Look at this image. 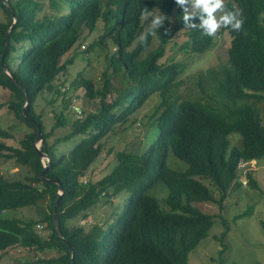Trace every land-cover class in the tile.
<instances>
[{
	"label": "trees",
	"instance_id": "trees-1",
	"mask_svg": "<svg viewBox=\"0 0 264 264\" xmlns=\"http://www.w3.org/2000/svg\"><path fill=\"white\" fill-rule=\"evenodd\" d=\"M7 1L10 9L0 0L5 17L0 19V87L10 92L5 109L14 112L31 131L16 146L0 142V150L8 151L0 157L26 166L31 174L24 180H7L0 174V260L7 249L20 247L32 250L35 257L16 264H189V252L207 236L215 217L195 204L214 203L222 209L231 184L242 183L240 164L264 156L259 108L264 102V0L226 3L228 10H242L243 29L220 30L230 36L225 65L218 71L210 68L199 74L201 92L205 94L211 86L210 96L222 99V110L207 100L173 95L180 66L161 63L160 59L165 44L184 27L182 9L175 0ZM155 9L167 16L176 10L175 21L172 25L165 21L155 36L149 34L147 41L141 42L148 29L142 17ZM11 11L17 20L7 32L13 22ZM99 19L104 21L115 51L108 57L99 85L82 71L71 82L97 104L89 111L79 107L83 115L72 121L55 115L54 125L46 132L41 115L35 111L36 100L44 91L64 98L66 91H61L62 83L57 82L66 67L61 59L84 30L96 28ZM165 28L170 31L165 33ZM189 36L191 48L199 53L212 45V37L199 29H191ZM153 38L158 46L150 49ZM109 95L113 96L110 100ZM153 95L159 96V103L146 125L142 149L116 151L109 173L94 182L80 180L101 153L102 139L115 127L130 122ZM36 124L41 130L39 149L49 161L43 162L33 145ZM67 124V133L49 140L55 128ZM231 133L240 136L239 146L229 148ZM10 136L0 125V137ZM171 156L183 161L186 168H172L168 164ZM44 164L45 177L58 180L63 187L57 206L61 236L52 214L58 184L41 179ZM245 176V185L258 187L251 171ZM203 178L212 183L218 198L213 197ZM159 185L167 190L163 206L152 194ZM121 195L124 200L120 207L117 202ZM41 201H46L47 211L42 208L39 219L7 214L40 206ZM101 202L108 215L104 222L66 225L77 216L87 218ZM222 222L224 237L227 225L223 218ZM38 223L44 225L46 235L35 230ZM46 250L56 255L40 256Z\"/></svg>",
	"mask_w": 264,
	"mask_h": 264
},
{
	"label": "rangeland",
	"instance_id": "rangeland-1",
	"mask_svg": "<svg viewBox=\"0 0 264 264\" xmlns=\"http://www.w3.org/2000/svg\"><path fill=\"white\" fill-rule=\"evenodd\" d=\"M228 1L230 0H225L226 3ZM149 13L159 12L155 9ZM169 17L171 18L169 24L172 25L176 18V10ZM4 18V14L0 11V19ZM151 18L150 15L147 18L146 15L142 17L145 29L148 28ZM190 30L185 27L177 30L165 44L164 54L160 59L161 63H177L180 66L181 73L177 77L178 82L173 88V95L187 99L207 100L212 106L222 110V99L210 96L213 92L211 86L207 87L205 94L201 92L199 74L210 68L218 71L221 66L225 65L230 36L226 31H219L216 37H212V45L206 51L199 53L191 48ZM157 46V39L153 38L149 48L154 49ZM114 51L110 34L106 32L102 19L98 20L93 31L84 30L80 39L61 59V63H65L66 67L64 72L59 74L57 82L62 83L61 91H66L64 98L62 99V96L54 92L44 91L36 100L35 111L41 115L46 132L50 131L54 125L55 115L62 114L72 121L74 118L83 115V113L80 114L79 107L82 106L86 111H89L97 104V100H89L83 96L84 89L82 87L71 85V82L76 78L77 73L82 71L86 78L92 79L99 85L101 73L106 66L108 57ZM203 80L205 81L207 78H203ZM203 80L201 81L202 84L204 83ZM112 98L113 96L109 95L108 99ZM9 99L10 92L0 87V125L11 135L9 138L0 137V142L16 146L24 134L31 129H28L14 112L5 109V104ZM158 103L159 96L153 95L136 112L135 117H132L130 122L115 127L109 135L104 137L101 153L84 175L80 177V180L94 182L109 173L116 162V151L139 152L142 149L143 137L147 132L146 125L151 120V115ZM259 108L264 125V102L259 103ZM72 109L77 112H72ZM68 130V124L65 127L55 128L49 140L67 133ZM229 139V148L241 144L238 133H231ZM0 153L4 154L8 151L1 149ZM168 164L178 170L186 168L183 161L173 156L169 157ZM247 171H251L252 178L258 187L253 188L245 185L247 180L245 173ZM239 173V180L242 183L231 184L222 209H219L214 203L195 204L199 210L211 213L215 217L207 236L189 252V264H264V156L255 161L241 163ZM0 174L7 180H24L31 173L26 166L18 165L13 159L6 160L0 157ZM201 181L209 187L213 197L218 198V193L212 183L206 178L201 179ZM166 192V188L160 185L152 190V194L158 198L161 206H163L162 200ZM124 195H121L117 202L120 207L123 204ZM42 208L47 211L46 201H41L40 206L25 207L10 211L7 214L21 219H39ZM222 218L225 219L227 225V233L224 237H221V233L226 227ZM106 219H108L106 207L101 202L94 206L87 218L81 219L77 216L66 221V225L69 227L89 226L94 222L102 223ZM43 226V224L38 223L34 228L38 233L46 235L48 231ZM55 255V252L48 250L40 254L42 257ZM34 257L32 250L11 247L3 253L0 264H16L23 260L31 261L34 260Z\"/></svg>",
	"mask_w": 264,
	"mask_h": 264
},
{
	"label": "clouds",
	"instance_id": "clouds-1",
	"mask_svg": "<svg viewBox=\"0 0 264 264\" xmlns=\"http://www.w3.org/2000/svg\"><path fill=\"white\" fill-rule=\"evenodd\" d=\"M177 7L182 9V21L185 28L199 29L208 37H216L221 29H231L240 32L243 29L245 18L242 10L233 8L228 10L225 0H175ZM151 16L148 29L141 35V42H146L148 35L155 36L165 21L171 23L166 14L146 13ZM199 21L196 23L195 21ZM165 33L170 29L165 28Z\"/></svg>",
	"mask_w": 264,
	"mask_h": 264
},
{
	"label": "water",
	"instance_id": "water-1",
	"mask_svg": "<svg viewBox=\"0 0 264 264\" xmlns=\"http://www.w3.org/2000/svg\"><path fill=\"white\" fill-rule=\"evenodd\" d=\"M1 1L7 8L10 9V4H9V2L7 0H1ZM12 16H13V22H12V25L8 28L7 32L12 29L13 25L15 24V22L17 20L15 14L13 12H12ZM7 44H8V34L6 33V35H5V45L7 46ZM1 65L3 67V70L6 71V73L8 74V72H7V70H6L5 66H4L3 61H1ZM27 104H28V102L26 101L25 105L22 107L21 113H22L23 116H24V111H25V108H26ZM28 120L30 122H34L33 119H30V118H28ZM36 126H37V135H36V138H35V140L33 142V145L36 148V151L38 152V154L41 157V159L43 160V162H44V159L49 161L50 160L49 156L47 154L41 152L40 149H39L40 142H41V130H40L38 124H36ZM37 142H39V145H37ZM45 170H46V164H44V168L40 172L41 179H43L45 181H52V182H55V183L58 184V191H57L58 195H57V197H56V199H55V201L53 203V212H52V214H53V220H54V224H55V227H56V230H57V234L59 236H61V232H60V229H59V222H58L57 206H58V202H59L60 196H61L62 191H63V187H62L61 183L58 180H56V179H47L45 177Z\"/></svg>",
	"mask_w": 264,
	"mask_h": 264
},
{
	"label": "crops",
	"instance_id": "crops-1",
	"mask_svg": "<svg viewBox=\"0 0 264 264\" xmlns=\"http://www.w3.org/2000/svg\"><path fill=\"white\" fill-rule=\"evenodd\" d=\"M253 161H255V160H253Z\"/></svg>",
	"mask_w": 264,
	"mask_h": 264
}]
</instances>
